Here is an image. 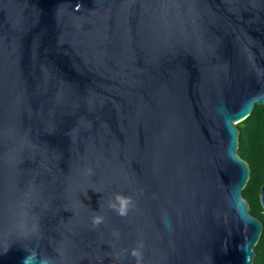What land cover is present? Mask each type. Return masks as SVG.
<instances>
[{"label": "water", "instance_id": "1", "mask_svg": "<svg viewBox=\"0 0 264 264\" xmlns=\"http://www.w3.org/2000/svg\"><path fill=\"white\" fill-rule=\"evenodd\" d=\"M255 104L264 0H0V264H252Z\"/></svg>", "mask_w": 264, "mask_h": 264}, {"label": "trees", "instance_id": "2", "mask_svg": "<svg viewBox=\"0 0 264 264\" xmlns=\"http://www.w3.org/2000/svg\"><path fill=\"white\" fill-rule=\"evenodd\" d=\"M239 130L238 155L249 164L250 174L242 190L250 214L262 223L252 264H264V212L259 202V188L264 182V105L255 104L251 114L236 124Z\"/></svg>", "mask_w": 264, "mask_h": 264}, {"label": "clouds", "instance_id": "3", "mask_svg": "<svg viewBox=\"0 0 264 264\" xmlns=\"http://www.w3.org/2000/svg\"><path fill=\"white\" fill-rule=\"evenodd\" d=\"M132 203L131 197L123 193H117L115 196V202L111 203V207L117 211L120 216H126L129 210V206ZM103 222V217L96 215L93 218V225L98 226ZM131 255L136 258V264H141V252L138 248H133Z\"/></svg>", "mask_w": 264, "mask_h": 264}]
</instances>
